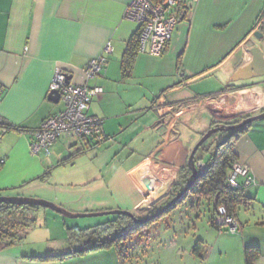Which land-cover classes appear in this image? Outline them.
Masks as SVG:
<instances>
[{
	"label": "crops",
	"instance_id": "crops-1",
	"mask_svg": "<svg viewBox=\"0 0 264 264\" xmlns=\"http://www.w3.org/2000/svg\"><path fill=\"white\" fill-rule=\"evenodd\" d=\"M128 3L0 0V119L13 127L0 126V159L4 160L0 194L45 199L72 212L121 209L146 217L168 201L174 186L166 197L142 207L164 183L162 173L170 170L175 184L188 153L207 129L264 111V77L232 81L234 72L251 61L248 49L257 44L252 33L260 29L264 0H178L174 7L178 21L163 52L138 50L125 74L122 57L140 29L124 18ZM108 42L112 52L102 69L85 78V65L102 55ZM57 70L66 73L70 82L103 88L91 100L88 113L102 119L107 138L95 142L61 136L50 155H32V133L63 109L60 98H49ZM211 110L230 116L218 119ZM224 139L199 150L196 163L207 161L209 156L204 154H211ZM233 151L234 162L246 165L254 179L242 189L244 201L235 217L236 246L243 257L246 245L257 244L261 257L264 120L240 133ZM230 171L229 167L227 176ZM215 203L212 198L208 204L215 210ZM35 215L39 224L20 241L0 249V264H120L114 247L40 258L70 252L69 229H87L113 215L69 219L38 209ZM259 258L254 264H260Z\"/></svg>",
	"mask_w": 264,
	"mask_h": 264
},
{
	"label": "trees",
	"instance_id": "trees-1",
	"mask_svg": "<svg viewBox=\"0 0 264 264\" xmlns=\"http://www.w3.org/2000/svg\"><path fill=\"white\" fill-rule=\"evenodd\" d=\"M183 11L182 14H180L181 16L184 13ZM138 48L139 30L130 38L122 57L121 66L125 74L130 71L134 58L138 53ZM1 122L0 126L3 128H13L12 126ZM249 126L250 125H247L239 130L230 132L226 139L219 142L207 159L204 170L197 173L195 180H193L191 171L187 168L186 164L180 168L178 180L169 194L170 196L168 201L186 186H188V189L181 195L176 204L172 205L162 215L142 224L135 223L127 216L117 215L102 224L87 229H69L67 232L68 242L72 245L71 247L73 249H71L70 252L58 254L56 256L51 255L40 258H63L75 254H84L98 249L114 247L119 254L120 264H125L127 259L125 253L130 248L128 241H130V239L138 232H142L148 224L153 221L160 220L164 215L171 212L175 207L182 204L186 200H188L190 202V206L193 207V205L199 202L202 198L207 199L208 202H210L212 198L216 199V207L214 210L216 217L211 221V225L217 230L220 229V225L217 223L216 219L217 206L224 205L228 213L236 217L239 205L244 201L242 197V190L229 188L227 186L226 179L228 168L235 161L233 151L235 140L239 134L246 130ZM104 137V139L107 138L106 136ZM205 148L206 146L203 144L199 147L198 151L205 150ZM37 209L38 207L36 206H14L0 203V249L12 245L24 237L26 231L36 222L34 214ZM157 210L158 209L154 211L151 210L148 215L153 214ZM80 239L83 240V246L76 243V241ZM260 254L261 250L259 245H246L243 248L244 264H254V262L260 257Z\"/></svg>",
	"mask_w": 264,
	"mask_h": 264
},
{
	"label": "built area",
	"instance_id": "built-area-1",
	"mask_svg": "<svg viewBox=\"0 0 264 264\" xmlns=\"http://www.w3.org/2000/svg\"><path fill=\"white\" fill-rule=\"evenodd\" d=\"M178 0H129L124 11V18L136 22L139 26V51H147L159 55L165 49L178 21L174 11ZM264 22V13L259 19V25ZM112 52L110 42L104 46L103 54L89 60L83 69L85 78L95 77L106 61V56ZM49 90L60 94L63 109L44 119L32 133L29 150L32 155L43 153L50 155L52 145L61 136L78 140L91 139L95 142L104 140L102 119L88 113L91 100L103 92L100 86L76 84L67 80V74L57 70L50 82ZM1 122V119H0ZM4 162L0 159V165ZM204 163H197L199 172L204 170ZM226 183L229 188L243 189L254 183L244 164L233 162ZM238 177L243 180L238 182ZM217 223L225 226L230 232L238 231L237 220L228 213L224 205L217 206Z\"/></svg>",
	"mask_w": 264,
	"mask_h": 264
},
{
	"label": "rangeland",
	"instance_id": "rangeland-1",
	"mask_svg": "<svg viewBox=\"0 0 264 264\" xmlns=\"http://www.w3.org/2000/svg\"><path fill=\"white\" fill-rule=\"evenodd\" d=\"M228 135L229 132L218 131L208 138L206 145ZM204 156L207 158L210 154ZM208 203L201 199L191 207L186 201L148 224L128 241L130 248L125 253V264H243L241 250L236 246L238 231L232 233L225 226L214 228L211 225L214 209ZM38 210L60 215L49 209ZM35 219L36 224L39 222L36 215ZM76 243L84 245L81 239Z\"/></svg>",
	"mask_w": 264,
	"mask_h": 264
},
{
	"label": "water",
	"instance_id": "water-1",
	"mask_svg": "<svg viewBox=\"0 0 264 264\" xmlns=\"http://www.w3.org/2000/svg\"><path fill=\"white\" fill-rule=\"evenodd\" d=\"M253 37L256 39L257 44H254L250 47L249 52L252 55L251 61L242 67H239L234 74L232 75V81L236 82L239 80H250L252 78L264 77V22L260 25V29H257L253 33ZM67 80H69V76H67ZM60 97V94L56 90H51L49 92V98L56 101ZM218 110V109H217ZM213 116L218 119H226L229 118L230 115H220L216 114V111L211 110ZM234 115V114H233ZM231 115V116H233ZM264 120V111H261L257 114L247 116L243 118L241 121L226 124V123H216L214 126L207 129L198 139V141L193 145L190 152L188 153L186 159V166L191 171V175L193 180L196 179L198 168L195 160L196 152L199 147L203 144L206 145V141L208 138L218 131L222 132H232L235 130H239L247 125H251L253 122ZM206 150V149H205ZM170 170H165L162 173V180L164 183L159 187L152 195H150L145 203L143 204V208H149L158 200L164 198L169 193L170 188L174 185L172 179L169 177ZM192 180V181H193ZM188 189V186L179 191L174 197H172L169 201L163 204L156 212L146 217H137L134 213L128 210L121 209H112V210H104V211H94V212H72L66 209L65 207L58 205L52 201H48L41 198L36 197H24L18 195H2L0 194V203L9 204L14 206H36L38 208L49 209L51 211L56 212L57 214L62 215L65 218L75 219V218H84V217H97V216H108V215H124L131 218L135 223L142 224L145 223L155 217L162 215L167 209H169L172 205L176 204L181 195ZM170 194V193H169ZM216 206V203H215Z\"/></svg>",
	"mask_w": 264,
	"mask_h": 264
},
{
	"label": "clouds",
	"instance_id": "clouds-1",
	"mask_svg": "<svg viewBox=\"0 0 264 264\" xmlns=\"http://www.w3.org/2000/svg\"><path fill=\"white\" fill-rule=\"evenodd\" d=\"M259 260H260V264H264V256H261V257L259 258Z\"/></svg>",
	"mask_w": 264,
	"mask_h": 264
},
{
	"label": "flooded vegetation",
	"instance_id": "flooded-vegetation-1",
	"mask_svg": "<svg viewBox=\"0 0 264 264\" xmlns=\"http://www.w3.org/2000/svg\"><path fill=\"white\" fill-rule=\"evenodd\" d=\"M229 134H230V132H229ZM205 165H206V164H205ZM205 165H204V166H205ZM204 168H205V167H204ZM163 204H165V203H163ZM163 204H162V205H163ZM160 207H161V206H160ZM160 207H158V208H154V210L159 209ZM154 210H152V211H154ZM150 212H151V211H150Z\"/></svg>",
	"mask_w": 264,
	"mask_h": 264
}]
</instances>
